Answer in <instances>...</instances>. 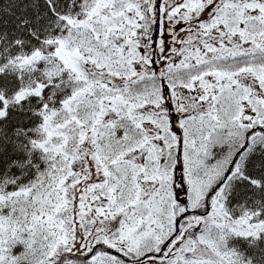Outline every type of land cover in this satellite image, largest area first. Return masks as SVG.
Wrapping results in <instances>:
<instances>
[{"label": "snow or ice", "instance_id": "6c2138e0", "mask_svg": "<svg viewBox=\"0 0 264 264\" xmlns=\"http://www.w3.org/2000/svg\"><path fill=\"white\" fill-rule=\"evenodd\" d=\"M0 264H264V0H0Z\"/></svg>", "mask_w": 264, "mask_h": 264}]
</instances>
